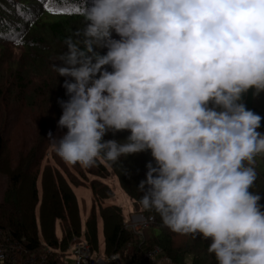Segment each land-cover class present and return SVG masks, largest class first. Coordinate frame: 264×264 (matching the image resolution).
<instances>
[{
    "label": "clouds",
    "instance_id": "obj_1",
    "mask_svg": "<svg viewBox=\"0 0 264 264\" xmlns=\"http://www.w3.org/2000/svg\"><path fill=\"white\" fill-rule=\"evenodd\" d=\"M83 15L82 39L67 37L52 65L74 79L58 101L67 132L49 133L56 154L91 167L150 150L143 209L210 237L217 264H264V206L250 191L262 117L241 102L264 91V0H92ZM123 130L125 143L103 140Z\"/></svg>",
    "mask_w": 264,
    "mask_h": 264
},
{
    "label": "trees",
    "instance_id": "obj_2",
    "mask_svg": "<svg viewBox=\"0 0 264 264\" xmlns=\"http://www.w3.org/2000/svg\"><path fill=\"white\" fill-rule=\"evenodd\" d=\"M91 6L92 0H0V51L5 50L4 44L16 48L20 51L25 66L30 67L32 71H40L41 74L38 76L36 96L32 95L28 105L21 106L40 112L45 119L41 123L42 131L50 124L58 126V120L63 113L58 101L69 99L63 87L64 81L69 79L74 82L73 78L59 76L52 65H60L61 62L57 58L67 51L64 44L67 37H72L74 42L82 39L86 26L83 13L85 8ZM49 8L58 11L53 13ZM62 9L66 10L59 11ZM78 32L81 36L76 35ZM112 35L114 39H119L114 32ZM107 50L98 49L101 55L106 54ZM51 58H54L55 62L49 66ZM105 68L109 72L113 71L109 65ZM12 94L5 96V99L8 100ZM241 102L247 109L262 117L261 127L257 131L264 134V91L256 94L254 89H249L243 94ZM4 106L7 107L8 104ZM16 107L19 109L10 111L8 115L6 112L5 115L2 113L0 117V159L4 157L5 147L1 130L13 129L16 121L20 120L14 113L17 114L21 108L20 105ZM59 129L67 132L66 128ZM41 135L42 132H39V137ZM129 135L127 130L115 133L109 131L103 140L125 143ZM32 144L27 156H24V150L21 148L13 157L15 167L8 174V185L0 201V229L11 234L17 248L28 254L44 255L52 264L54 258L57 263L65 255L73 238L82 237L91 246L92 251L102 253L106 257L118 254L124 264H154L142 258L145 250L154 248L161 250L169 264H217L214 254L208 252L212 243L210 237L205 239L202 234H196L194 237L191 234L175 233L163 224L158 214L146 211L140 205L139 199L144 195V191L139 190L140 182L146 180L147 165L151 162L153 167L156 166L150 150L127 154L120 157L115 164L99 158V167L104 170L101 165L108 166L118 178L123 192L132 200L133 210L124 216L118 206L102 205L104 200L113 197L112 192L101 195L102 190L88 185L83 179L67 180L58 172H50L51 184L47 187L45 179L48 177L44 174L47 169L35 171L31 176L30 190L24 194L22 184L27 181V168L33 165L31 163L39 167L42 162V155L38 158L37 154L43 151V142L33 140ZM26 161L28 166L25 165ZM255 161L257 179L250 191L261 196L259 203L264 206V154L257 155ZM39 171L42 172L40 201L36 191ZM76 189L90 190L93 195L92 207L84 220L78 214L79 200L74 192ZM94 206L98 209V225L95 221ZM35 207H38L37 218ZM261 211H264V207ZM134 212L153 217L154 222L150 227L157 229L158 234L155 237L146 238L143 235V239H140L124 230L123 220ZM2 246L6 250L9 248L6 243H2Z\"/></svg>",
    "mask_w": 264,
    "mask_h": 264
},
{
    "label": "rangeland",
    "instance_id": "obj_3",
    "mask_svg": "<svg viewBox=\"0 0 264 264\" xmlns=\"http://www.w3.org/2000/svg\"><path fill=\"white\" fill-rule=\"evenodd\" d=\"M4 45L5 50L0 51V93L2 94L0 97V117L2 116V113L5 115L6 112L8 115L10 111L19 109L16 105H20L21 109L17 114L14 113L20 118L19 122L16 121L14 128L11 130H9V128L1 130L3 140L5 141V147L4 157L0 159V201L2 200L3 193L8 185V174L11 173V170L15 167V164L12 161L13 157L21 151V148L24 150V156H27L29 153L28 151L33 145V140H35L42 141L44 144L42 145L43 151H39L37 154L38 158L42 155V162L39 167H35L34 163H31L33 165H30V168H27L28 174L25 177L27 181H24L22 184L24 194L30 190L31 176L35 174V171L37 169L40 171L47 169L46 173H44L48 177L45 179L47 187L49 186V183L51 184L50 172H58L63 179L67 180H73L75 178L83 179L88 185L96 187L97 190H102L101 195L105 196L109 191L112 192L113 197L104 200L102 205H116L122 209L124 216H127L132 212L134 205L132 200L123 192L119 180L112 170L108 166L101 165L100 163L104 168V170H102L99 167V159H97L95 165L91 167H82L79 163L76 165L66 164L56 154L49 142V133H51L52 137L56 139L61 138L65 133L60 130L58 126L53 124L48 125L49 123L46 124L48 125L47 129L42 131L43 125H41V123L45 119L42 118L40 112L38 110L31 111L29 108L21 106L28 105L29 97L32 95L36 96L35 92L36 87L38 86V76H41V74H39L40 71H32L30 67L28 68L25 66L24 59L21 58L19 50L10 47L7 44ZM54 62L55 59L51 58L48 65L51 66ZM10 93H13L12 96L9 97L8 100L5 99V96ZM17 102L20 104H17ZM5 104H8V106L5 107ZM39 132H42L40 137ZM25 165L28 166L27 161L25 162ZM40 171L38 172L39 174L36 183V191L39 201L42 195V186L40 183L42 172ZM74 192L79 200L78 214L82 217V220H84L89 215V209L92 207L94 201L93 195L90 190L86 189H76ZM38 207H35L36 218L38 215ZM93 209L96 217L95 221L98 225V209L95 206ZM142 232L146 238L155 237L158 234L157 229L153 227L146 228ZM75 238L83 239L82 237Z\"/></svg>",
    "mask_w": 264,
    "mask_h": 264
},
{
    "label": "built area",
    "instance_id": "obj_4",
    "mask_svg": "<svg viewBox=\"0 0 264 264\" xmlns=\"http://www.w3.org/2000/svg\"><path fill=\"white\" fill-rule=\"evenodd\" d=\"M153 222V217L134 212L123 220V228L126 232L143 239L142 231L149 228ZM2 243L7 244L8 250L3 248ZM17 247L16 242L12 240L11 234L0 229V256L3 257V260H0V264H50L46 256L28 254ZM142 258L144 261L154 264H169L159 248L145 250ZM55 260V258L52 260V264H124L118 254L106 257L99 252L92 251L91 246L79 238L71 240L69 249L60 258V261L56 263Z\"/></svg>",
    "mask_w": 264,
    "mask_h": 264
},
{
    "label": "snow or ice",
    "instance_id": "obj_5",
    "mask_svg": "<svg viewBox=\"0 0 264 264\" xmlns=\"http://www.w3.org/2000/svg\"><path fill=\"white\" fill-rule=\"evenodd\" d=\"M47 7V6H46ZM50 12H56V11H58V10H56V9H51V8H49L48 9ZM66 9H62V10H59V11H65ZM76 11H79V9H76Z\"/></svg>",
    "mask_w": 264,
    "mask_h": 264
}]
</instances>
